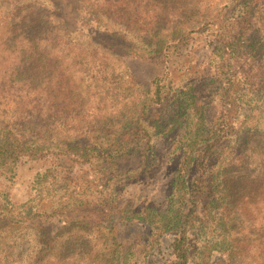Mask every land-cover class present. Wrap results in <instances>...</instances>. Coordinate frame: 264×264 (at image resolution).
Returning a JSON list of instances; mask_svg holds the SVG:
<instances>
[{
	"label": "trees",
	"instance_id": "obj_1",
	"mask_svg": "<svg viewBox=\"0 0 264 264\" xmlns=\"http://www.w3.org/2000/svg\"><path fill=\"white\" fill-rule=\"evenodd\" d=\"M57 1L104 25L93 48L66 45L60 32L73 24H50L30 3L0 8V177L21 159L42 164L34 197L0 198V226L60 213L78 230L96 229L104 253L95 257L106 264H158L147 255L166 235L164 264H211L214 251L225 253L221 264L240 255L263 262L264 131L252 112L258 92L264 103V0ZM200 46L209 55L198 61ZM125 52L159 59L133 104L123 95L136 79ZM86 79L89 96L74 97ZM255 158L258 171L241 170ZM131 224L147 234L125 243L119 229Z\"/></svg>",
	"mask_w": 264,
	"mask_h": 264
},
{
	"label": "rangeland",
	"instance_id": "obj_2",
	"mask_svg": "<svg viewBox=\"0 0 264 264\" xmlns=\"http://www.w3.org/2000/svg\"><path fill=\"white\" fill-rule=\"evenodd\" d=\"M218 1L220 0H209L208 3L214 5ZM14 2H18L19 4L30 3V5L35 6L38 8L39 12L46 16V20H48L50 24L57 25V23L63 19L66 20V23L73 24L75 29H72L69 32L64 30L60 32L61 39L64 43H66V45L71 44L80 46L81 48H93L94 45L90 42V40L93 39L95 41L97 39L98 30L100 32L104 31V25H98V23L93 20L91 15L72 9L71 4L68 5L57 0H53V2H50V0H0L1 10H6L8 6ZM219 6H222V4ZM48 10L50 12H47ZM48 13H51L49 17ZM37 16L40 17V13H37ZM108 24L112 28V32L119 35H121V33H126L128 35L127 40H129L128 42L130 44H138L145 49L147 48L144 43L138 39L137 33H133L132 31L127 33L122 25L117 24L116 22H110ZM113 37L117 38V36ZM99 40L102 41L109 39H107L106 36H101ZM95 43H97V41H95ZM198 49L200 55V59H198V61H200L203 55L209 52V48L206 46H200ZM125 53V58H122L121 61L122 63H124V61L128 63L131 71L136 75V79L134 83H132L131 87L125 90L123 95L126 97L127 103L130 102L133 104L135 99L140 102L144 99L146 94L145 91L150 84L152 74L157 68L156 63L159 59H151L152 53H143V55L136 56L131 53ZM139 56H142V58ZM66 63L70 66L74 62L72 61V63H70V61H68ZM195 67L198 68L199 72H202L207 69V64L199 62V64ZM116 69L118 71V68ZM117 71L114 69L112 74L109 72L110 76L118 77L120 75V71ZM127 76L128 74L125 75V78ZM193 77V75L190 76L188 74L181 82L180 79H178L176 83L173 81L174 86L175 84H179V82L180 84H188L193 80ZM89 82L90 81L87 79L83 84L78 81L80 86L74 97L78 95V92L80 93L78 97L81 99L88 97V91L92 90ZM111 83L112 82H110L111 86L109 89L114 88L115 86ZM105 88L106 87H104V90ZM14 89L16 91V88ZM116 91L117 90L114 89L115 94ZM97 93L100 94L98 91ZM262 93L263 91L258 92V100L256 103H253L255 107L252 113H254V116L256 115V119L263 121L261 128L264 131V103H262ZM201 95L202 93L199 94V96ZM246 98H249V96ZM205 102H207V99H205ZM104 104H106V108L101 106L105 111L103 116H107L111 112L110 108L112 105V99L106 98ZM121 104L122 103L116 104V108H119ZM214 106L215 102H210L209 114L211 115L214 114ZM245 108L248 113L249 105H246ZM85 113L86 111L83 112L82 116H85ZM91 116V118L99 117L102 116V113L92 114ZM25 160L26 159L20 160L19 166H17L16 169H13L14 174L8 172L6 176L0 177V189L1 193H3L2 195L0 194V198L3 197V195H7L8 198L15 204H20L31 197H34V191L32 190L33 180L36 178L35 174L37 171L42 168L40 167L42 164L41 162H27ZM161 162L164 161L161 160ZM257 167L258 161L255 158L249 166H244L241 170H249V172L255 170L256 172L258 171ZM155 177H159V175H156ZM143 188L147 189V185L143 184ZM59 214L60 213H54L49 217L45 216L43 218L36 216L35 218L32 217L33 219L31 221H26L21 218L22 220H19L18 226L16 227L11 226L14 221L5 227H2L3 225H1L0 264H106L104 259L99 261L98 258L97 261V258L95 257L96 254L98 255L99 253H104V248L96 241V229L94 228V230H89L87 229L88 227H84V229L78 230L76 229L77 225L74 224V221H64V216H60ZM87 220L90 219L87 218ZM242 230H244V228ZM119 233L121 238L125 240V243H129L134 240L135 237H143L147 234L144 226L140 224L122 226L119 229ZM244 233H246V231H244ZM171 239L170 235H166V237L163 238V241H160V244L147 255V258L158 264H164L166 260L169 261L171 258V248L169 246ZM90 251L91 254L89 255ZM221 255L222 257L219 259ZM143 257L144 252L139 251L138 254L133 255V260H137V263H141ZM224 257L225 253L219 254L214 251L210 262L211 264H221ZM226 261L227 262L224 264H264V261L262 262L261 260H245L241 257V255L236 256L233 259L231 258V260L226 259Z\"/></svg>",
	"mask_w": 264,
	"mask_h": 264
}]
</instances>
